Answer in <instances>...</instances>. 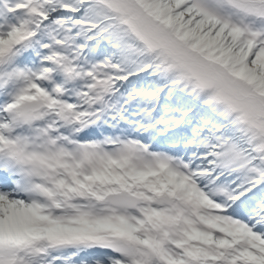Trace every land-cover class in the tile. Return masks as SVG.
Segmentation results:
<instances>
[{
  "label": "snow or ice",
  "instance_id": "obj_1",
  "mask_svg": "<svg viewBox=\"0 0 264 264\" xmlns=\"http://www.w3.org/2000/svg\"><path fill=\"white\" fill-rule=\"evenodd\" d=\"M0 264H264V0H0Z\"/></svg>",
  "mask_w": 264,
  "mask_h": 264
}]
</instances>
